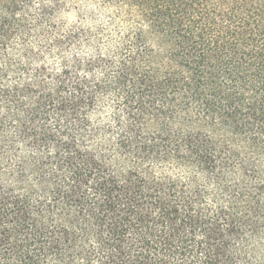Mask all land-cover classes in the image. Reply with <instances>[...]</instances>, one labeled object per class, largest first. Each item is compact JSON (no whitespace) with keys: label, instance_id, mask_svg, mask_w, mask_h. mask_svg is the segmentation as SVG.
Listing matches in <instances>:
<instances>
[{"label":"trees","instance_id":"1","mask_svg":"<svg viewBox=\"0 0 264 264\" xmlns=\"http://www.w3.org/2000/svg\"><path fill=\"white\" fill-rule=\"evenodd\" d=\"M95 1L0 0V264H264V0Z\"/></svg>","mask_w":264,"mask_h":264},{"label":"rangeland","instance_id":"2","mask_svg":"<svg viewBox=\"0 0 264 264\" xmlns=\"http://www.w3.org/2000/svg\"><path fill=\"white\" fill-rule=\"evenodd\" d=\"M42 6L48 9V18L38 27L34 44L39 50L53 45L61 31L72 24L82 28L106 27L108 10L95 0H33L32 11L38 15ZM38 24V23H37ZM51 64H59V50L53 49L48 56Z\"/></svg>","mask_w":264,"mask_h":264}]
</instances>
